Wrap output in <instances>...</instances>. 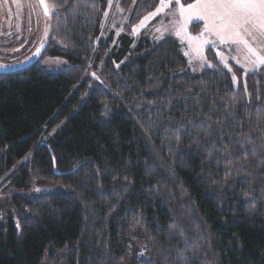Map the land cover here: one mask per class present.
<instances>
[{"label":"trees","instance_id":"16d2710c","mask_svg":"<svg viewBox=\"0 0 264 264\" xmlns=\"http://www.w3.org/2000/svg\"><path fill=\"white\" fill-rule=\"evenodd\" d=\"M160 1L122 0L108 51L104 0H45L39 61L69 67L0 74V187L66 190L10 197L0 264H129L135 237L131 264H264V66L234 83L174 37L134 39Z\"/></svg>","mask_w":264,"mask_h":264},{"label":"rangeland","instance_id":"374dc122","mask_svg":"<svg viewBox=\"0 0 264 264\" xmlns=\"http://www.w3.org/2000/svg\"><path fill=\"white\" fill-rule=\"evenodd\" d=\"M106 5V12L108 15L112 13V21L108 24L107 29L104 32V40L108 45V51L112 50L115 46H118V38L122 34V26L127 22V13L114 21L118 14H121V2L122 0H104ZM195 0H181V3L185 6L194 3ZM161 1L158 6H160ZM169 6L162 12L151 16L145 20V17H149L150 13L156 11L157 7L145 14L140 18L137 24H135L131 30V36L134 39L140 34L149 37L151 40L157 42L161 39L171 36L174 37L179 43V49L183 56L186 58L187 66L189 70L197 71L202 68H209L214 70H223L231 75L233 80V67L240 68L244 73L253 72L258 70L264 65H252L249 61L255 59L250 57L247 51L242 47L235 44H220L214 36L205 34V39L213 41L214 43L204 44L198 54L196 51V43H190L187 37L178 36L176 33L179 29L180 21L179 13L176 11L175 0H168ZM141 21H144L141 26ZM196 24L198 29L192 32L190 26ZM204 28V22L202 20H192L187 25V33L191 36H199ZM135 30V31H134ZM49 25L46 14L42 11L39 4L35 3V0H0V65H12L22 61L27 55L34 51V49L48 38ZM132 47V42H131ZM253 47L264 48V38H260ZM212 53H209L208 51ZM188 53V55H185ZM203 56L202 60L200 57ZM215 57V61L213 57ZM128 57V55L126 56ZM223 57V60L221 59ZM227 63V67H225ZM38 65L47 71H60L69 67L68 62L63 58H43L38 61ZM231 68V71H229ZM0 187V210L3 215L9 210L10 197L13 194H20L27 197L37 196L43 192H62L66 190L65 186L42 182L41 184L35 183L27 192L19 193L14 192L12 189L2 190ZM9 213L17 219L14 210L10 208ZM170 232H174L171 230ZM139 237H135L130 243V256L129 264H131L139 252H143L144 243ZM142 245V246H141ZM144 249V250H143Z\"/></svg>","mask_w":264,"mask_h":264},{"label":"snow or ice","instance_id":"6c2138e0","mask_svg":"<svg viewBox=\"0 0 264 264\" xmlns=\"http://www.w3.org/2000/svg\"><path fill=\"white\" fill-rule=\"evenodd\" d=\"M40 3L47 15L48 4L45 0H40ZM175 4L181 18L177 22L179 29L176 34L178 36L183 34L190 43H196L198 54L204 44L214 43L204 38L205 34H208L219 40L220 44L242 46L250 57L255 58L249 61L252 65H264V48L253 47V43L264 38V0H195L187 6L183 5L181 0H175ZM168 6V0H161L160 6L155 12L150 13L149 17H145V20L162 12ZM194 19L204 22L203 30L196 37L187 33V25ZM143 23L144 21H141V26ZM200 58L204 59L203 56ZM221 59L223 60V57ZM227 66L225 63V67ZM235 79L233 76V80ZM17 227L19 228V225Z\"/></svg>","mask_w":264,"mask_h":264},{"label":"water","instance_id":"95a60500","mask_svg":"<svg viewBox=\"0 0 264 264\" xmlns=\"http://www.w3.org/2000/svg\"><path fill=\"white\" fill-rule=\"evenodd\" d=\"M37 1L39 2V5L42 11L45 13L44 6L40 3V0H37ZM48 14L46 16H48ZM45 44H46L45 41L40 43L26 59L22 60L19 63L12 64V65H3L4 67H0V74L14 73L19 70H22L23 68L27 66L37 63L43 53Z\"/></svg>","mask_w":264,"mask_h":264},{"label":"flooded vegetation","instance_id":"af4514ba","mask_svg":"<svg viewBox=\"0 0 264 264\" xmlns=\"http://www.w3.org/2000/svg\"><path fill=\"white\" fill-rule=\"evenodd\" d=\"M35 3L39 4V2H38L37 0H35ZM32 52H33V51H31V53H32ZM31 53H30V54H31ZM27 56H28V55H27ZM27 56H26V57H27ZM26 57H25V58H26ZM22 59H23V58H22Z\"/></svg>","mask_w":264,"mask_h":264}]
</instances>
